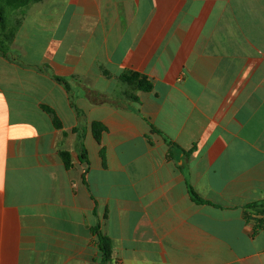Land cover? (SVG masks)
I'll return each instance as SVG.
<instances>
[{"label": "crops", "instance_id": "crops-1", "mask_svg": "<svg viewBox=\"0 0 264 264\" xmlns=\"http://www.w3.org/2000/svg\"><path fill=\"white\" fill-rule=\"evenodd\" d=\"M5 14L0 264L102 263L100 234L106 264H264L250 208L264 202V0H40ZM128 71L153 86L137 101Z\"/></svg>", "mask_w": 264, "mask_h": 264}, {"label": "trees", "instance_id": "trees-1", "mask_svg": "<svg viewBox=\"0 0 264 264\" xmlns=\"http://www.w3.org/2000/svg\"><path fill=\"white\" fill-rule=\"evenodd\" d=\"M38 1L40 0H0V32L3 34L8 33L10 35V39H12L14 36L15 28L10 26V23L5 14V10L21 9L30 4L37 3ZM0 46L3 47V48H0V53L3 52L5 54V50H4L5 46L1 43H0ZM119 79L129 84L130 89L128 90L127 95L130 97V99L135 100V101L138 100V97L135 96L136 92H139V91L150 92L153 88L152 83L149 81V79L146 76H143L139 73L128 71L122 74L119 77ZM56 80L61 82L65 86V89L68 92H71V88L65 80L60 79V78H56ZM96 99L99 100L98 98ZM96 99L94 98V101ZM78 118H79V121H81V123L79 124L81 125L80 126L81 130L84 131V120H83V116L80 113H79ZM53 121L57 127L60 126V122L56 116L53 117ZM92 129H93V134H94L95 139L100 143L102 132L105 130V127L99 122H94L92 123ZM80 138H81V144H82L81 145V149H82L81 160L88 162L87 157H86L87 152H86V148L83 142L84 135L82 133H81ZM62 157L66 164V167L69 168L70 167L69 155L67 153H62ZM191 195L195 202L200 203V204L205 202L192 189H191ZM250 208L253 211H255L257 216H259V218L256 219L257 228H264V202L252 204ZM99 237H100V243H101V250L103 252V259H102V263H93V264H106L111 260V249H110V246L107 240L101 234Z\"/></svg>", "mask_w": 264, "mask_h": 264}, {"label": "rangeland", "instance_id": "rangeland-1", "mask_svg": "<svg viewBox=\"0 0 264 264\" xmlns=\"http://www.w3.org/2000/svg\"><path fill=\"white\" fill-rule=\"evenodd\" d=\"M12 25L15 26V23H12ZM0 39H1V38H0ZM1 40H3V39H1Z\"/></svg>", "mask_w": 264, "mask_h": 264}]
</instances>
